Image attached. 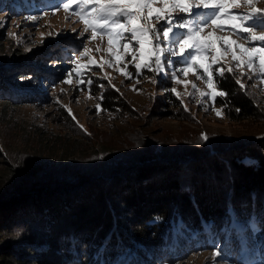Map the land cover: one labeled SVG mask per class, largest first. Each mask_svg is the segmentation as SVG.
I'll use <instances>...</instances> for the list:
<instances>
[{"label": "trees", "instance_id": "16d2710c", "mask_svg": "<svg viewBox=\"0 0 264 264\" xmlns=\"http://www.w3.org/2000/svg\"><path fill=\"white\" fill-rule=\"evenodd\" d=\"M26 1L31 15L22 0H0V9L15 19L44 16L60 0ZM60 41L36 59L6 65L1 57L0 99L40 103L43 82L56 81L45 67L71 61L79 48ZM226 76L220 88L228 93L229 120L261 117L255 99ZM102 94L104 109L116 106L110 90ZM160 99L151 110L162 105L168 117L184 118L174 94ZM177 140L158 146L141 135L116 155L69 153L15 171L0 188V264H177L217 249L223 264H264V136ZM18 230L22 245L12 251L5 238Z\"/></svg>", "mask_w": 264, "mask_h": 264}, {"label": "rangeland", "instance_id": "374dc122", "mask_svg": "<svg viewBox=\"0 0 264 264\" xmlns=\"http://www.w3.org/2000/svg\"><path fill=\"white\" fill-rule=\"evenodd\" d=\"M22 1L27 9L26 12L30 15L34 13L28 2ZM60 2L61 0L53 4L50 10L43 11L44 16L39 12L35 13L37 14L35 21L20 16L15 19L12 14L0 9V58L5 59L6 65L14 59L26 61L43 56L49 51L51 53L52 46L60 45V40L64 37L79 46L72 51L71 61L67 60L63 64L52 63L51 66H54L52 69L45 67L47 72L54 73L53 78L56 81L52 86L47 85L46 81L45 84L43 82V90L38 92L43 95L40 103L16 105V102L11 104L0 99V188L5 179L14 176L15 171L23 170L35 161L50 163L69 153H73L70 157L80 159L87 155L100 156L104 153L112 156L121 152L122 144H128L134 137L139 138L141 135L154 141L153 143H159L158 146L161 144L173 146L179 143L177 139L187 135L201 139L202 134H207L211 140L220 141L246 140L254 136H264V91L258 90L264 88V85H253L247 90L260 109L259 118L231 121L224 112L222 117H218L216 110H204L209 108L210 104L200 106L199 102L202 98L198 92H195V99L188 95H183V103L177 99L184 118L172 119L168 114L162 113L164 108L162 105L151 110L153 102L159 103L158 100L164 97L160 75L155 76L157 83L152 82L154 74L151 72L146 75L142 72L140 74L142 76L137 75L133 64L128 63L132 60L130 55L124 57V63L119 67L123 68L127 64L132 79H126L115 67L109 68L106 64L103 68L99 67L104 60L111 59L107 53L106 37L102 41L97 38L86 42V46L91 49L90 55L96 61L95 65L89 66L90 71L85 70L87 73L85 80L89 78L95 80L93 86L95 92L91 93V87L77 83L79 78L75 72H72L75 66L72 61L82 50L81 38L77 33L82 31L84 26L75 16L66 19L67 14L62 9L57 11L56 5ZM256 7L264 11V0H258ZM234 11L247 12L250 9L242 7ZM73 29H76V32ZM228 34L218 33V35ZM97 47L102 48V51L96 52ZM87 59L83 57L79 62L86 64ZM227 61H231L230 55ZM19 66L14 65L17 68ZM70 72L73 83H63ZM105 74L107 78H104ZM236 75L239 77L240 72L237 71ZM186 79L194 82L200 90H205L203 81L197 80L195 76L189 74ZM242 82L245 85L252 84V81L246 78ZM168 83L169 85L166 86L168 89L176 87L181 94L195 91L191 83L187 89L183 84L176 85L170 81ZM101 84L104 85L103 88L100 87ZM106 89L110 90L113 96L111 103L116 104V106H108L109 109L101 106V102L104 101L102 93ZM165 92L168 95L169 91ZM203 99L208 100L207 97ZM97 105L101 109L99 114H97ZM168 107L170 108V105ZM185 107L188 111H185ZM69 110L72 115H69ZM66 116L72 121L69 120L70 129ZM19 230L10 236L6 235L5 239L11 241L12 251L19 250L21 244ZM214 259V254L205 252L192 255L183 263L177 264H213Z\"/></svg>", "mask_w": 264, "mask_h": 264}, {"label": "snow or ice", "instance_id": "6c2138e0", "mask_svg": "<svg viewBox=\"0 0 264 264\" xmlns=\"http://www.w3.org/2000/svg\"><path fill=\"white\" fill-rule=\"evenodd\" d=\"M258 0H61L56 10H63L69 16H75L83 24L78 32L82 50L75 56L72 72L79 78L77 83L92 85L85 80L90 65L95 59L86 42L107 38V53L111 59L104 60L99 67L113 68L126 79H132L127 64L123 68L125 56H131L136 74L142 70L153 73L152 82L157 83L156 75L162 82L183 84L185 89L191 83L195 90L181 94L176 87L161 89L170 91L183 103V95L195 99V92L202 98L201 107L210 104L204 110L222 112L228 106V93L220 88L222 80L230 74L241 89L248 94L253 85H264V11L256 7ZM247 8L250 11L237 12L235 9ZM26 20H37L27 17ZM76 32V29H73ZM229 33L218 35V33ZM89 34V35H85ZM235 37V39H233ZM242 41V42H240ZM102 51L97 47L96 52ZM231 56V61L227 57ZM87 57V63L79 61ZM237 71L240 76L237 77ZM189 74L203 81L205 90L186 78ZM146 75V73H145ZM183 77L184 79H182ZM107 78V74L105 77ZM252 81L245 85L242 80ZM137 82H139L137 80ZM72 84V73L63 81ZM111 83V80H109ZM101 88L104 85H100ZM137 91L136 89H133ZM258 90L264 91V88ZM118 91V90H117ZM207 97L208 100L203 98ZM218 98H222L220 109H215ZM58 102V101H57ZM101 111L97 105V114ZM185 111L188 109L185 107ZM240 111V109H237ZM69 115H72L69 110ZM75 119V117H73ZM207 134L201 140L207 141ZM213 264H223L221 253H214Z\"/></svg>", "mask_w": 264, "mask_h": 264}, {"label": "bare ground", "instance_id": "6f19581e", "mask_svg": "<svg viewBox=\"0 0 264 264\" xmlns=\"http://www.w3.org/2000/svg\"><path fill=\"white\" fill-rule=\"evenodd\" d=\"M24 2V1H23Z\"/></svg>", "mask_w": 264, "mask_h": 264}]
</instances>
